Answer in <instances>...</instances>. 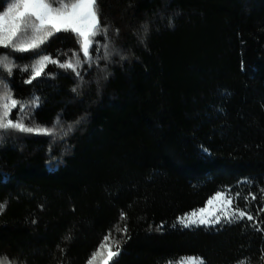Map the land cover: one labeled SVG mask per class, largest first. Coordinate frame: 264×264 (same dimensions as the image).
I'll return each instance as SVG.
<instances>
[{
	"label": "trees",
	"instance_id": "trees-1",
	"mask_svg": "<svg viewBox=\"0 0 264 264\" xmlns=\"http://www.w3.org/2000/svg\"><path fill=\"white\" fill-rule=\"evenodd\" d=\"M97 7L88 59L71 31L0 47V113L10 94L9 119L48 130L0 129V259L87 264L110 235L108 264H264V0ZM217 192L254 219L178 223Z\"/></svg>",
	"mask_w": 264,
	"mask_h": 264
},
{
	"label": "snow or ice",
	"instance_id": "snow-or-ice-1",
	"mask_svg": "<svg viewBox=\"0 0 264 264\" xmlns=\"http://www.w3.org/2000/svg\"><path fill=\"white\" fill-rule=\"evenodd\" d=\"M100 21L98 18L97 0H12L11 6L5 13L0 15V47H11L18 52H29L37 49L49 37L61 31H71L77 36V42L81 45V51L86 59L89 58V48L92 44V37L100 31ZM47 63H58L57 60L48 55H42L33 65L24 66L22 71L31 70L30 79L26 83H31L43 72ZM80 59L76 57L74 62L60 64L61 67L76 71L80 66ZM0 64L11 73L15 65L9 60L7 55L0 57ZM79 75V73H77ZM39 97H34L30 102L32 106H39ZM6 101L3 104V111L0 113V129H16L21 132H37L48 134V130L39 127H27L23 120L13 122L9 119L10 110L17 107V101L12 99L10 94L4 96ZM24 106H20L23 111ZM225 194L218 193L213 199L208 200V205L215 201H221L225 208L223 218L226 222L232 223L244 219L253 220L252 215H247L244 211H228L232 201L225 200ZM252 199H256L255 196ZM205 213H208L207 217ZM215 216V210L208 211V208L200 209L186 214L179 218V223L184 227L191 225H207L210 223L219 224L221 217L216 216L215 220L210 217ZM123 219V214L122 217ZM257 230H260L257 228ZM127 231V229H123ZM116 247V251L110 252V256H118L119 241H111L110 235L104 238L96 253L91 257L89 264H94L96 258L101 255V250H110ZM0 264H7V258L0 259ZM184 264H205L201 257H188ZM240 264H245L240 261Z\"/></svg>",
	"mask_w": 264,
	"mask_h": 264
},
{
	"label": "rangeland",
	"instance_id": "rangeland-1",
	"mask_svg": "<svg viewBox=\"0 0 264 264\" xmlns=\"http://www.w3.org/2000/svg\"><path fill=\"white\" fill-rule=\"evenodd\" d=\"M10 6H11V4H9V5L7 6V8L4 10V12L0 13V15H2L3 13H5V12L7 11V9H8ZM1 139H2V138H0V140H1ZM3 141H5V140H3ZM218 193L225 194V195H224L225 200H227V199H231L230 197H228V195H227L225 192H217V193L214 194L210 199H213ZM210 199H209V200H210ZM231 201H232V200H231ZM207 202H208V201H207ZM207 202H206V204H205L203 207L198 208V209L193 210V211H198V210H200V209H204V208H208V211H209V212H212V211L215 210V216H212V217H210V218H211L212 220H215L216 216H219V217H221V222H220V223H226V221H225L224 218H223V211H222V210H224V208H225L224 204H223L221 201H215V200H214V203L210 206V205H208ZM227 210H228V211H240V210L235 209L234 206H233V204H231L230 208H228ZM193 211H191V212H193ZM191 212H189V213H191ZM189 213H186V214H189ZM186 214H184V215L181 216L180 218L184 217ZM207 215H208V213H205V216H206V217H207ZM177 221H179V219H178ZM178 223H179V222H178ZM179 224H181V223H179ZM181 225L183 226V224H181ZM211 225H217V224H215V223H210V224H207L206 226H211ZM193 226H200V225H191V226H189V227H193ZM97 250H98V249H97ZM97 250H96L94 253H96ZM110 252H112V251L107 250V249H105V250H101V255L98 256V257L96 258L94 264H108L109 261L113 258V257L109 258V256H110ZM94 253H93V254H94ZM93 254H92V256H93ZM189 257H192V256H189ZM187 258H188V257H183L182 259H180L179 261H177V262H175V263H173V264H184V262H185V260H186ZM90 259H91V258H90ZM90 259H89V261H90ZM89 261L87 262V264H89ZM7 264H18V263H16V262H12L11 260H8V259H7Z\"/></svg>",
	"mask_w": 264,
	"mask_h": 264
}]
</instances>
